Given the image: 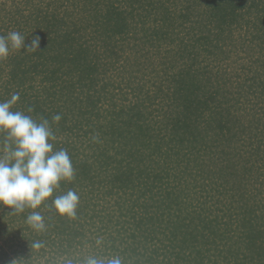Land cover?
<instances>
[{"label": "trees", "instance_id": "obj_1", "mask_svg": "<svg viewBox=\"0 0 264 264\" xmlns=\"http://www.w3.org/2000/svg\"><path fill=\"white\" fill-rule=\"evenodd\" d=\"M12 6L0 35L39 46L0 60V102L47 119L75 175L41 232L0 206V264H264V0ZM69 189L74 218L52 207Z\"/></svg>", "mask_w": 264, "mask_h": 264}, {"label": "clouds", "instance_id": "obj_2", "mask_svg": "<svg viewBox=\"0 0 264 264\" xmlns=\"http://www.w3.org/2000/svg\"><path fill=\"white\" fill-rule=\"evenodd\" d=\"M39 38H33L25 45V37L18 31L0 35V60L6 59L11 50H37ZM19 100L14 93L0 102V133L4 135L3 155H0V206L11 209V215L23 214L26 223L36 232L45 229L40 207L53 197L61 182H71L75 170L66 149L55 150L52 141L56 136L47 119L37 121L21 111H13ZM32 109L29 108L28 112ZM60 115L53 117L59 122ZM80 194L69 189L52 199V207L61 217L74 218L79 206ZM41 241H34L32 247L39 249ZM19 261H12L18 264ZM67 264H73L68 260ZM82 264H123L119 255L98 257L86 256Z\"/></svg>", "mask_w": 264, "mask_h": 264}, {"label": "rangeland", "instance_id": "obj_3", "mask_svg": "<svg viewBox=\"0 0 264 264\" xmlns=\"http://www.w3.org/2000/svg\"><path fill=\"white\" fill-rule=\"evenodd\" d=\"M16 3V2H18V0H0V8L2 9H4V7H6L5 9L6 10H3L2 9V13L3 14H6V13H4V12H10V10L11 11H14V9L15 8H19V9H21V11L20 12H23V13H21L20 15H28V14H30L31 12H30V10H27L26 8H25V6H24V3H22V4H19V6H16L15 8L12 6V4L13 3ZM25 9V11H23ZM18 16V15H17ZM57 251V250H56ZM48 253L50 254H48V256H50L51 258L54 256V253H50L49 252V250H48ZM78 253H80V252H78ZM82 253V252H81ZM78 255V254H77ZM47 255H45V257L47 258L48 257ZM55 256H57V255H55ZM57 258H58V260H55L56 262H58V261H60L61 262V259H63L64 258V256H57ZM45 259V258H44ZM48 259V258H47ZM48 264H50V262L48 263Z\"/></svg>", "mask_w": 264, "mask_h": 264}]
</instances>
